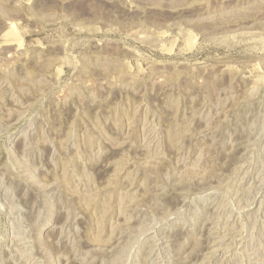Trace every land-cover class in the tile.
Returning a JSON list of instances; mask_svg holds the SVG:
<instances>
[{"label": "rangeland", "instance_id": "rangeland-1", "mask_svg": "<svg viewBox=\"0 0 264 264\" xmlns=\"http://www.w3.org/2000/svg\"><path fill=\"white\" fill-rule=\"evenodd\" d=\"M0 264H264V0H0Z\"/></svg>", "mask_w": 264, "mask_h": 264}]
</instances>
